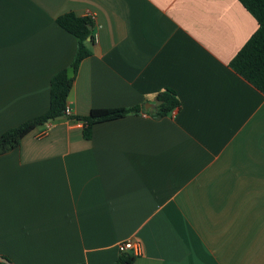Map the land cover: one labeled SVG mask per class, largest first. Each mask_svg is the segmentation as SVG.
Masks as SVG:
<instances>
[{"label":"crops","instance_id":"obj_1","mask_svg":"<svg viewBox=\"0 0 264 264\" xmlns=\"http://www.w3.org/2000/svg\"><path fill=\"white\" fill-rule=\"evenodd\" d=\"M94 23L70 117L0 156V258L11 264H264V93L231 61L258 29L238 0H0V137L46 114ZM178 107L159 116V95ZM157 102H160L159 104ZM144 108L93 126L94 109Z\"/></svg>","mask_w":264,"mask_h":264},{"label":"trees","instance_id":"obj_2","mask_svg":"<svg viewBox=\"0 0 264 264\" xmlns=\"http://www.w3.org/2000/svg\"><path fill=\"white\" fill-rule=\"evenodd\" d=\"M238 1L256 19L258 29L237 53L230 65L244 79L264 93V0ZM57 23L77 40L76 54L70 66L72 76L69 74V70L66 69L53 77L48 112L6 131L0 137V156L17 149L22 140L37 127L66 117L65 111L68 107V97L73 87L74 76L82 61L92 54L88 39L91 38V42L94 40V23L89 17H78L73 13H67L58 17ZM158 99L162 101V104L159 106L161 108L158 112L159 116L168 114L178 107V100L172 91L160 94ZM143 111L144 108L140 106L128 109H94L89 115L77 117L76 120L83 122L84 137L90 139L94 125L121 119L132 114L138 115ZM2 259L9 262L7 258ZM134 259L132 256L123 255L114 264H133ZM0 264L6 263L0 262Z\"/></svg>","mask_w":264,"mask_h":264},{"label":"built area","instance_id":"obj_3","mask_svg":"<svg viewBox=\"0 0 264 264\" xmlns=\"http://www.w3.org/2000/svg\"><path fill=\"white\" fill-rule=\"evenodd\" d=\"M65 115L66 117H70L72 115L71 110L68 107L65 111ZM53 125H54L53 122H47L45 133L48 132L49 129L53 127ZM118 250L120 254L122 255L137 257L141 255L142 253V245L139 241L128 240V241L121 242L118 245ZM0 262L11 264L9 262H6L2 258H0Z\"/></svg>","mask_w":264,"mask_h":264},{"label":"water","instance_id":"obj_4","mask_svg":"<svg viewBox=\"0 0 264 264\" xmlns=\"http://www.w3.org/2000/svg\"><path fill=\"white\" fill-rule=\"evenodd\" d=\"M90 29H92L91 27H90ZM158 104L160 103V102H157Z\"/></svg>","mask_w":264,"mask_h":264}]
</instances>
